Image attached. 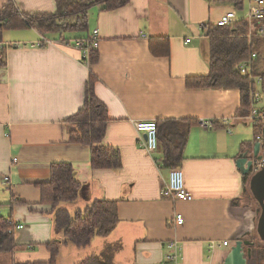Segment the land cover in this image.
<instances>
[{
	"label": "crops",
	"instance_id": "crops-1",
	"mask_svg": "<svg viewBox=\"0 0 264 264\" xmlns=\"http://www.w3.org/2000/svg\"><path fill=\"white\" fill-rule=\"evenodd\" d=\"M7 1L23 14L56 12L54 0H0V9ZM239 1L130 0L109 12L94 7L86 32L64 35L67 45L58 35L35 29L3 33L0 215L23 226L15 231L13 250L1 253L3 264H49L46 245L63 241L54 229V211L40 201L53 163L70 164L81 186L78 198L61 209L73 216L95 200H108L117 203L118 214L107 237L82 249L62 244L56 264L100 256L108 245H120L113 264H173L166 258L170 241L181 247L179 264H223L235 241H252L259 217L244 200L250 176L236 166L238 156L254 144L249 115L237 114L241 93L186 83L209 73V26L229 11L237 23L247 24L250 0ZM95 30L98 61L90 64L72 42ZM249 44L258 59L252 69L259 72L264 37ZM90 74L109 118L102 144L119 150L118 169H92L89 148L69 142L67 119L82 107ZM161 120L193 122L180 165L191 201L162 198L169 171L159 165L162 150L147 154L139 146L135 123ZM200 120L212 121L213 127L202 128ZM260 154L264 158L261 148ZM175 213L184 219L176 229L169 225Z\"/></svg>",
	"mask_w": 264,
	"mask_h": 264
},
{
	"label": "trees",
	"instance_id": "trees-1",
	"mask_svg": "<svg viewBox=\"0 0 264 264\" xmlns=\"http://www.w3.org/2000/svg\"><path fill=\"white\" fill-rule=\"evenodd\" d=\"M130 0H54L56 12L52 14H23L12 1H7L0 9V44L3 33L13 30L35 29L41 35L56 34L61 44L68 43L64 35L73 32H86L88 29V11L98 7L103 12L113 11L126 6ZM239 4V0H232ZM247 24L235 23L220 28L209 26V73L205 77L187 78L189 88L238 89L241 104L238 116H248L251 106V93L257 85L250 81L260 78L259 89L264 94V69L253 71L243 77L239 65L246 60L254 48L246 37ZM88 39V38H87ZM5 46L0 48V69L6 67ZM154 54H158L153 51ZM166 54V50L162 52ZM257 57V55H256ZM259 58V57H258ZM88 63L98 61L97 49L88 52ZM256 61L258 59L256 58ZM254 66V64H253ZM253 68V67H252ZM95 77L90 74L85 86L84 102L76 114L67 119L70 125L69 142L85 145L90 151L92 169H118L121 156L118 149L102 144L106 125L109 122L106 107L94 94ZM157 126L158 148L162 150L159 165L165 169L180 168L184 159V149L188 138V129L193 123L186 120H161ZM254 143L259 128L253 125ZM264 151V140L260 142ZM81 186L74 177V170L68 163H53L50 166V180L41 186V203L54 211V229L62 234L63 241L48 243L49 264H56L59 248L70 243L78 249L90 245L96 237H107L118 223L117 203L108 200H95L82 211L71 216L60 205L78 198ZM16 226V225H15ZM14 224L0 215V253L13 250ZM120 245H108L100 256H90L76 264H113L112 258ZM264 248L255 247L247 264H263Z\"/></svg>",
	"mask_w": 264,
	"mask_h": 264
},
{
	"label": "built area",
	"instance_id": "built-area-1",
	"mask_svg": "<svg viewBox=\"0 0 264 264\" xmlns=\"http://www.w3.org/2000/svg\"><path fill=\"white\" fill-rule=\"evenodd\" d=\"M245 21L247 22V34L246 37L248 40H251L253 37H264V0H250V5L248 7ZM237 23V19L234 11L226 12L220 17L216 22V27L224 28L232 26ZM98 32L95 30L85 40H76L72 44L80 51H82L83 56L86 58L90 49H97L98 47ZM44 43H50L48 40H42ZM68 43H66L67 45ZM4 46L0 44V48ZM256 60V54L251 53L250 56L241 62L238 69L241 76L246 77L249 75L253 64ZM251 82H254L258 87L251 93V106L249 113V120L252 125H255L259 128V133L255 136L256 142H261L264 140V94L259 89L260 78L251 77ZM212 121L200 120L199 125L202 128L210 129L213 127ZM135 130L140 134L139 146L147 153L152 154L158 148L157 143V126L155 122H137L134 125ZM264 161H254L252 165V173L257 172L263 166ZM5 181H8V178H4ZM161 196L164 199L169 201H191L192 196L187 192L184 185L183 173L180 168L169 169L167 182L161 190ZM184 219L181 214L175 213L172 219L169 222V225L176 229L177 227L182 226ZM22 225H16L14 228L16 230H21ZM223 246H227V242H223ZM169 249V254L167 255V260L173 264H179L180 259V250L181 247L177 241H170L167 245Z\"/></svg>",
	"mask_w": 264,
	"mask_h": 264
},
{
	"label": "water",
	"instance_id": "water-1",
	"mask_svg": "<svg viewBox=\"0 0 264 264\" xmlns=\"http://www.w3.org/2000/svg\"><path fill=\"white\" fill-rule=\"evenodd\" d=\"M261 144L255 142L250 151H245L238 156L236 166L242 175L250 176V188L254 184L256 186V196L253 197L260 209L256 234L258 239L264 242V165L257 172L252 173L253 162L264 161L260 154ZM255 244L250 239H240L234 242L230 247L223 264H247V260L251 257ZM264 264V262H263Z\"/></svg>",
	"mask_w": 264,
	"mask_h": 264
},
{
	"label": "rangeland",
	"instance_id": "rangeland-1",
	"mask_svg": "<svg viewBox=\"0 0 264 264\" xmlns=\"http://www.w3.org/2000/svg\"><path fill=\"white\" fill-rule=\"evenodd\" d=\"M256 54V53H255ZM260 57H262L261 59H262V62L264 63V54L262 55H260ZM258 87V86H257ZM248 181V180H247ZM255 184V183H254ZM252 185V187L250 188V183H249V185H248V190L246 191V193H245V195H244V200L245 201H248L251 205H252V207H254V209H255V212H256V214L258 215V217H259V215H260V209H259V207H258V204L255 202V200L253 199V197L254 196H256L257 194H256V186L255 185ZM247 187V186H246ZM252 241L254 242V244H255V247H259V248H264V242H260V240L258 239V236L256 235V232H255V234H254V236H253V238H252ZM254 247V248H255ZM3 256H5L4 254H1L0 253V259L1 258H3ZM0 264H3V262H1L0 261ZM250 264H253L252 262H250Z\"/></svg>",
	"mask_w": 264,
	"mask_h": 264
},
{
	"label": "flooded vegetation",
	"instance_id": "flooded-vegetation-1",
	"mask_svg": "<svg viewBox=\"0 0 264 264\" xmlns=\"http://www.w3.org/2000/svg\"><path fill=\"white\" fill-rule=\"evenodd\" d=\"M260 242H262V241H260ZM263 262H264V259H263Z\"/></svg>",
	"mask_w": 264,
	"mask_h": 264
}]
</instances>
